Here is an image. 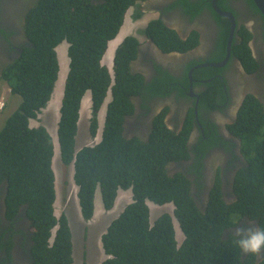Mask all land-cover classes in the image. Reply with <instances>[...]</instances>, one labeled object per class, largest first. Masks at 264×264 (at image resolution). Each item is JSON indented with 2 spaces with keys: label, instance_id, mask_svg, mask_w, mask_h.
<instances>
[{
  "label": "trees",
  "instance_id": "obj_1",
  "mask_svg": "<svg viewBox=\"0 0 264 264\" xmlns=\"http://www.w3.org/2000/svg\"><path fill=\"white\" fill-rule=\"evenodd\" d=\"M139 1L144 0H38L24 23L30 43L3 70L11 92L21 95L22 102L0 131V184L7 187L9 205L17 208L18 203L25 204L32 221L34 244L29 264H74L68 214L55 213L56 142L46 126L31 125L51 99L60 70L56 48L65 40L69 43L70 63L57 140L62 162H73L81 214L85 220L94 216L98 189L106 210L114 206L120 189L133 192V201L102 235L107 255L103 264H255L253 258L242 259L237 237L225 238L224 230L242 216L257 219L264 228L263 105L257 97L248 95L231 127L248 160V166L238 172L235 180L237 199L231 204L223 199L219 179L208 206L201 209L191 195L190 178L184 172L171 174L169 170L171 162L190 158L188 138L194 113L189 112L180 131L169 128L157 117L148 140L129 138L123 131L126 116L134 112L132 97L162 95L165 81L155 77L147 84L140 72L133 71L131 61L139 44L135 36L125 37L117 47L112 72L102 63L108 43L119 33L127 11ZM247 2L253 15L259 13L264 19L254 0ZM217 4L233 10L228 0H217ZM181 5L193 17L205 8L216 12L208 0H181ZM217 19L220 23L224 20L219 14ZM229 31L230 23L225 20L218 43L221 57L226 53ZM145 32L167 50L184 52L198 43L196 31L185 40L161 19L150 21ZM236 32L243 35V41L236 44L234 36L233 52L238 49L243 53V63L248 66L253 60L248 45L252 33L245 25ZM258 67L255 64L252 70ZM211 70L203 68L197 72ZM214 82L209 87L215 90L201 96L202 102L212 108L217 105L213 103V99L217 102L215 92L224 97L222 82ZM109 91L112 100L108 103L101 140L76 150L84 96L91 94L90 130L95 136L99 112ZM198 162L193 166L196 171L201 165ZM149 201L161 205L172 202L174 213L164 212L151 221ZM174 218L185 235L182 243L176 237Z\"/></svg>",
  "mask_w": 264,
  "mask_h": 264
},
{
  "label": "flooded vegetation",
  "instance_id": "obj_2",
  "mask_svg": "<svg viewBox=\"0 0 264 264\" xmlns=\"http://www.w3.org/2000/svg\"><path fill=\"white\" fill-rule=\"evenodd\" d=\"M228 1L233 10H223L232 12L237 22L236 31L245 25L252 33L248 45L253 60L248 66L243 63L244 54L238 49L233 52V47L224 66L206 65L223 61L227 54L226 47V53L221 57L218 43L225 20L230 21L215 11L214 14L205 8L193 17L184 11L181 0H144L133 5L134 11L131 12L134 13L133 18L138 8L146 7L156 12L157 19H161L185 40L193 31L198 33V43L184 52L165 49L145 30L140 39L135 36L139 44L137 55L131 61L133 71L140 72L147 84L155 77L162 79L166 90L162 95L133 96L134 112L126 116L123 132L129 138L137 136L148 140L157 117L162 118L169 128L180 131L189 112H193L195 121L188 138L190 158L171 162L169 170L171 174L184 172L190 178L191 195L201 209L208 206L219 179L223 199L229 204L237 199L235 180L238 172L248 166V160L241 151L239 136L231 127L248 95L257 97L264 109V19L259 13L253 15L247 0ZM37 2L0 0V80L4 79L3 70L20 56L22 47L30 43L25 36L24 23L28 11ZM217 14L224 18L221 23ZM141 15L139 12L135 18ZM236 31V44H240L243 35ZM255 64L259 67L252 70ZM192 68L194 70L190 77ZM203 68L213 70L208 73L197 72ZM182 80L187 83L183 85ZM215 80L222 82L224 97L221 98L215 92L213 97H216L217 102L213 99V103L217 105L212 108L209 103L202 102L201 96L215 90L209 87ZM198 160L201 165L196 171L193 166L199 163ZM236 224L224 230L225 238L235 236L234 229L240 225L260 227L258 220L250 216L240 217ZM33 236L32 221L27 215L26 205L18 203L17 208L11 207L7 201V187L1 183L0 264H29L32 260ZM245 258H253L255 264H264V254L256 256L242 252V259Z\"/></svg>",
  "mask_w": 264,
  "mask_h": 264
},
{
  "label": "rangeland",
  "instance_id": "obj_3",
  "mask_svg": "<svg viewBox=\"0 0 264 264\" xmlns=\"http://www.w3.org/2000/svg\"><path fill=\"white\" fill-rule=\"evenodd\" d=\"M130 8L125 16V21L117 34V36L108 43V48L102 58V63L105 64L112 72L115 52L119 44L128 35H134L140 39L144 33L148 23L158 18L156 12L148 10L146 7L138 8L136 16L139 12L142 17L133 18L134 13ZM134 11V10H133ZM21 25V23H20ZM177 25V24H176ZM180 27L179 25H177ZM130 29L129 31H127ZM69 43L65 40L60 43L56 50L58 53L60 70L59 77L56 81L54 91L47 106L43 109L37 119H32V126L44 125L50 131L55 145V154L53 157V167L56 175L55 185L57 191V199L55 202V213L59 216L62 212H66L69 217V224L72 231L73 241V257L74 264H103L107 255L102 244V235L105 233L112 222L123 209L133 201V192L131 189H120L115 200L114 206L106 210L103 206L102 192L97 190L95 195V213L94 216L85 220L81 214L80 205L78 202V188L73 179V162L64 164L61 159L60 146L57 140L58 121L60 118V108L64 95L65 82L69 73L70 58L68 56ZM8 81L0 80V98L5 101L4 109L0 110V131L6 124L8 117L17 109L22 102V96L10 91ZM111 91H109L102 108L99 112V129L94 137L91 134L90 124L92 118L91 111V94L87 92L84 96L81 106V116L79 120L78 134L76 136V150H79L84 145L95 144L101 139V133L105 123V116L108 103L111 100ZM150 206V220L154 221L159 215L164 212H173L175 205L172 202L165 204H157L148 202ZM176 237L179 241L183 239L184 233L181 230L180 224L174 218Z\"/></svg>",
  "mask_w": 264,
  "mask_h": 264
},
{
  "label": "clouds",
  "instance_id": "obj_4",
  "mask_svg": "<svg viewBox=\"0 0 264 264\" xmlns=\"http://www.w3.org/2000/svg\"><path fill=\"white\" fill-rule=\"evenodd\" d=\"M133 7L134 6H131L130 8ZM153 20H158V19H153ZM2 80H5V78ZM9 88L11 91V86H9ZM0 101H3L4 105H6L5 101L2 98H0ZM234 235L237 237L236 244L244 254H252L256 256H260L261 254H264V228L255 225L249 227L240 225L235 227Z\"/></svg>",
  "mask_w": 264,
  "mask_h": 264
},
{
  "label": "water",
  "instance_id": "obj_5",
  "mask_svg": "<svg viewBox=\"0 0 264 264\" xmlns=\"http://www.w3.org/2000/svg\"><path fill=\"white\" fill-rule=\"evenodd\" d=\"M254 2L257 5V7L259 8V10L264 15V0H254ZM211 3H212V6L217 13H219L220 15H222L224 17H227L230 21V31H229V36H228V40H227V54H226L225 59L223 61H220V62H215L212 64H206V65H213L216 67H222L226 64V62L230 58V55L232 52V43H233L235 31H236L237 22L233 16L232 12L223 10L219 7V5L217 4V0H211ZM193 70H194V68H192L190 70V77L192 76Z\"/></svg>",
  "mask_w": 264,
  "mask_h": 264
},
{
  "label": "built area",
  "instance_id": "obj_6",
  "mask_svg": "<svg viewBox=\"0 0 264 264\" xmlns=\"http://www.w3.org/2000/svg\"><path fill=\"white\" fill-rule=\"evenodd\" d=\"M4 105V102L3 101H0V108H2Z\"/></svg>",
  "mask_w": 264,
  "mask_h": 264
},
{
  "label": "bare ground",
  "instance_id": "obj_7",
  "mask_svg": "<svg viewBox=\"0 0 264 264\" xmlns=\"http://www.w3.org/2000/svg\"><path fill=\"white\" fill-rule=\"evenodd\" d=\"M3 109H4V107L0 108V110H3Z\"/></svg>",
  "mask_w": 264,
  "mask_h": 264
}]
</instances>
